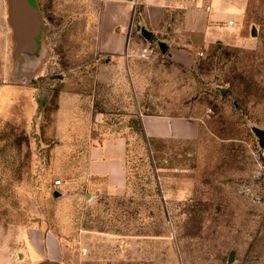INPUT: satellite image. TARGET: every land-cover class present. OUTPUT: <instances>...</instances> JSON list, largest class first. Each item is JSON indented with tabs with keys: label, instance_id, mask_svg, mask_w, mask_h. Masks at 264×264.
<instances>
[{
	"label": "rangeland",
	"instance_id": "rangeland-1",
	"mask_svg": "<svg viewBox=\"0 0 264 264\" xmlns=\"http://www.w3.org/2000/svg\"><path fill=\"white\" fill-rule=\"evenodd\" d=\"M104 1L42 0L41 56L4 81L0 264H24L29 246L61 264H264V148L252 132L264 129V0H162V20L123 0L137 10L127 56L109 62ZM188 10L235 26L209 21L222 42L191 51L189 67L157 48L128 51L147 45L143 23L172 43ZM141 115L193 121L197 135L149 139ZM99 133L126 139L123 190L85 175Z\"/></svg>",
	"mask_w": 264,
	"mask_h": 264
},
{
	"label": "crops",
	"instance_id": "crops-1",
	"mask_svg": "<svg viewBox=\"0 0 264 264\" xmlns=\"http://www.w3.org/2000/svg\"><path fill=\"white\" fill-rule=\"evenodd\" d=\"M41 1L0 0L1 99L6 96L8 88L12 90L14 86L4 81L8 79H17L19 81L22 79L25 73L24 68H28L26 67L28 63L38 61L41 56L43 51V32L45 31ZM143 1L145 13L158 15L160 20L168 12V8L163 5L164 2L162 0ZM30 2L34 4V15L31 14L30 6L27 5ZM102 8L100 25L105 30L106 39L103 47L110 54L107 62L111 60L110 58L122 61L127 56L125 54L127 44L125 35L127 31L129 32V21L133 13L137 11L136 7H134L132 2L105 0ZM214 13L195 10L186 11L182 16L180 28L176 31L178 37L174 39L173 44L166 40L155 41L154 32L144 23L147 29L153 32V39L151 42H147L140 35L147 45L141 46L137 50L138 42H130L128 51L130 53H152L156 48L159 50L157 42L164 41L169 46L166 55H169L175 62L189 67L194 62L191 57V51L203 49L225 35L223 31L216 33L215 28L217 27L208 26L209 21L222 22L223 25H220L222 30L230 28L227 26L228 19L224 20L222 18V12ZM130 57L131 55L128 54V58ZM3 62L9 63L5 72L2 68ZM14 63L18 64V71H15ZM24 79L25 82L26 78ZM93 117L98 122L102 118V113H93ZM140 121L146 137L152 140L166 138L191 139L197 135L194 127L195 123L181 117L141 115ZM70 125H72L73 129H77V124ZM91 141L90 146L83 155L85 157V175L91 182H101L111 190H123L126 185V139L121 136L108 137L104 133H99ZM35 249L29 246L27 250L23 251L24 264H61L54 259L42 258L44 255Z\"/></svg>",
	"mask_w": 264,
	"mask_h": 264
},
{
	"label": "water",
	"instance_id": "water-1",
	"mask_svg": "<svg viewBox=\"0 0 264 264\" xmlns=\"http://www.w3.org/2000/svg\"><path fill=\"white\" fill-rule=\"evenodd\" d=\"M30 6V11H32V15H34V4L32 2H30L28 4ZM28 6V7H29ZM140 35L147 41V42H151V40L153 39V32L150 31L149 29H147L146 25L143 23L140 26ZM251 35L252 37H256L257 36V31L255 29V27L251 28ZM219 43H221L222 41H218ZM157 46L159 47L160 52L163 55H166L168 50H169V46L166 42L164 41H158L157 42ZM252 132L254 133V135L256 136V138L258 139V143L259 146L261 148H264V129H260L258 127H253L252 128ZM59 195H61L60 193H55V196L58 197ZM234 258V252L232 251L230 253V257H229V263H232ZM43 264H47V263H43Z\"/></svg>",
	"mask_w": 264,
	"mask_h": 264
},
{
	"label": "built area",
	"instance_id": "built-area-1",
	"mask_svg": "<svg viewBox=\"0 0 264 264\" xmlns=\"http://www.w3.org/2000/svg\"><path fill=\"white\" fill-rule=\"evenodd\" d=\"M227 26H229V27H233V26H235V22L234 21H229L228 23H227ZM200 55H202V53H199ZM62 185V181H60V180H58V181H56L55 183H54V186L55 187H59V186H61Z\"/></svg>",
	"mask_w": 264,
	"mask_h": 264
}]
</instances>
